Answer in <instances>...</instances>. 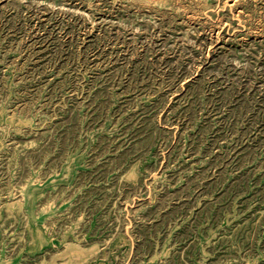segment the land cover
<instances>
[{
  "label": "rangeland",
  "instance_id": "1",
  "mask_svg": "<svg viewBox=\"0 0 264 264\" xmlns=\"http://www.w3.org/2000/svg\"><path fill=\"white\" fill-rule=\"evenodd\" d=\"M0 264H264V0H0Z\"/></svg>",
  "mask_w": 264,
  "mask_h": 264
}]
</instances>
